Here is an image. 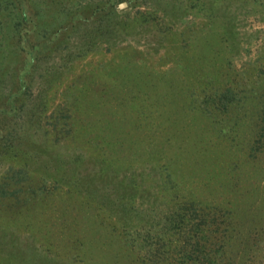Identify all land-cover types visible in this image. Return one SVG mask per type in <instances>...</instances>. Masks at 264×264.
<instances>
[{
	"label": "rangeland",
	"instance_id": "obj_1",
	"mask_svg": "<svg viewBox=\"0 0 264 264\" xmlns=\"http://www.w3.org/2000/svg\"><path fill=\"white\" fill-rule=\"evenodd\" d=\"M21 2L0 0V107L27 86L0 112V264H264V0ZM30 19L32 45L60 33L25 70Z\"/></svg>",
	"mask_w": 264,
	"mask_h": 264
},
{
	"label": "trees",
	"instance_id": "obj_2",
	"mask_svg": "<svg viewBox=\"0 0 264 264\" xmlns=\"http://www.w3.org/2000/svg\"><path fill=\"white\" fill-rule=\"evenodd\" d=\"M17 1L22 4L21 0H13V2H16V3H17ZM22 8H24V7L20 8L22 17H27V15L24 13ZM26 19H23V20L25 21ZM24 21H22L23 22L22 26H24V28L21 30L22 32H20L18 39L20 41V44L23 45L22 50L25 52V58L23 59V68L24 69L26 68L25 70H27L28 67L31 66L32 63L34 62V51L39 50L41 47L46 49L49 42L52 44L53 43L52 40L59 35L58 33H60V31L57 30L53 34V36H51L53 38L50 41L47 40V42L37 43V44L34 43L32 45L33 40L30 36L31 35L30 33H32V31L34 29L33 22L30 19L29 23L25 24ZM27 28H30V29L28 30ZM21 68H22V66H21ZM21 72H23V75L21 74V76L24 78L26 73H25V71H21ZM22 77L18 78L19 85H17L18 87L8 96V98L5 101L3 108L0 107V112H2L4 115L15 114L17 104L20 102V100L24 101L23 97L25 96V91L27 89V86L23 85L25 83V81L23 80ZM2 133L3 132H0V142L2 141V139H4V136L2 135ZM0 146H1V144H0ZM6 146H8V145H6ZM1 151H2V149H1ZM0 155L2 156L3 154L0 153Z\"/></svg>",
	"mask_w": 264,
	"mask_h": 264
}]
</instances>
